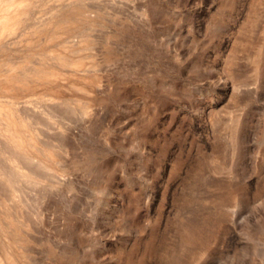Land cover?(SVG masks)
Listing matches in <instances>:
<instances>
[{
    "label": "rangeland",
    "instance_id": "1",
    "mask_svg": "<svg viewBox=\"0 0 264 264\" xmlns=\"http://www.w3.org/2000/svg\"><path fill=\"white\" fill-rule=\"evenodd\" d=\"M29 10L0 67L58 51L80 61L54 57L50 84L5 86V108L15 103L50 147V161L25 159L5 135L0 181L30 202L35 184L50 203L41 217L27 205L43 264H264V0H35Z\"/></svg>",
    "mask_w": 264,
    "mask_h": 264
},
{
    "label": "bare ground",
    "instance_id": "2",
    "mask_svg": "<svg viewBox=\"0 0 264 264\" xmlns=\"http://www.w3.org/2000/svg\"><path fill=\"white\" fill-rule=\"evenodd\" d=\"M34 1L33 0H0V49H2V47L4 46L3 41L5 40V38L13 36V34L17 33V29H21L18 27L23 21L22 16H24V14H27V12L30 11L29 7L31 6V3ZM76 17L78 18V16ZM67 20L71 21V17L70 18L67 17L65 19L59 20L57 23L55 22L56 24V26L54 25L55 29L53 30V32H51L50 36L55 37L59 35L61 38L60 33L63 30L62 29L63 26L61 25H63V23H68ZM25 26L27 25L25 24ZM52 57L53 58L56 57L57 61L62 62L64 60V62L71 63L74 66H77L80 63V61L77 58H73L74 56L72 57L68 53H64V52L61 53L60 51H58L57 55ZM53 58L52 60H54ZM51 63H47L46 61L45 63L42 62L40 64L32 63L30 67H28L29 64L27 66L21 65L19 66V68H16L10 71L9 73L7 72L10 69L5 70L6 68L0 67V181L4 180V183H5V163H4L5 135H8L7 137L9 136L11 137V139L10 138L9 139L12 140V145L14 147H17L19 149H24L26 151L23 152L22 155L25 159L28 158L33 159V157L39 156L40 154H43L47 160L49 159V161L52 158L50 147L48 145L42 146V144L41 145L37 144V141L35 140L36 138L33 135L32 127H30V124H27L28 121L27 114L22 112L19 109V107L16 106L15 103H13L12 101L9 102L7 108H5V86H8L9 89L14 87V89H12L13 91H16V88L20 86L22 87L33 86L34 89L35 88L34 85L36 83L38 82L41 83L42 81L46 82L47 80L56 78V76L60 74V69L54 67V65H52ZM5 118L9 121V123L6 126H5L6 123ZM47 160H45L46 163ZM11 161L18 163V165L16 163H13L12 164L13 167L16 165H17L16 167H19L20 164L16 158H13ZM38 162L39 164H41L40 160ZM52 166H54V164ZM20 168L23 167L20 166ZM26 169H27L26 172H24L25 174L21 173L22 175H26L31 181L38 180L37 179L38 175L33 168L32 169L26 168ZM1 185L2 184H0V264H43V258H40L36 255L35 246L37 243L42 242L44 237L38 234L35 220H33V218H31L30 215H33L34 218H35V214L37 213L38 216L40 215L42 216V214L46 216L47 211H50V209L52 208V207L50 208L51 205L49 206L50 203L45 198L42 200L41 197L44 194L39 189L34 188L35 184L27 185L31 189H33L31 202L27 201L25 196L20 195L19 192L20 188L18 187V184H10L11 192L8 196L5 195V189H4L5 187L3 188ZM22 199L24 200L22 201ZM27 205L30 208H31L30 205L36 206V209L34 210L35 214L32 212L30 213L29 207ZM38 216L36 218L39 219L41 216L40 217ZM40 222H43V220L41 219ZM48 242L50 241L48 240ZM49 245L50 246H47L50 247L48 248L49 253L52 252L55 255H59L62 258H65L66 260L72 259L75 256V252L71 250V247L67 244L61 247H58L55 244H52V247L51 244Z\"/></svg>",
    "mask_w": 264,
    "mask_h": 264
}]
</instances>
